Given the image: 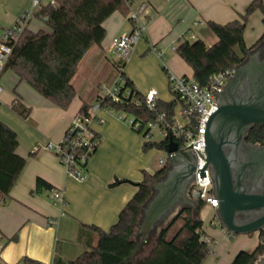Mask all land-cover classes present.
Listing matches in <instances>:
<instances>
[{
  "label": "crops",
  "instance_id": "obj_1",
  "mask_svg": "<svg viewBox=\"0 0 264 264\" xmlns=\"http://www.w3.org/2000/svg\"><path fill=\"white\" fill-rule=\"evenodd\" d=\"M253 1L132 0L135 5H148L145 16L147 33L126 63L125 77L143 96L157 90L159 101H174L168 73L193 76L192 68L177 54L182 40L192 36L191 41L201 39L208 47L214 46L218 38L208 23L226 25L239 20ZM17 3H20L17 4V11L20 10L17 15H21L28 0H17ZM262 18V14L256 12L249 19L245 30L248 48L264 35ZM258 22L261 26L255 30L253 25ZM103 27L105 40L87 52L71 81L76 96L67 110L41 96L12 70L4 74L6 90L4 88L2 107L6 106V110L1 112L0 121L17 134V154L26 160V166L10 195L0 201V264H22L24 258L41 264H69L97 246L99 235L93 228L109 232L138 192L137 185L144 181L146 175L156 173L154 163L158 153L156 149L144 152L146 139L143 132L132 129L106 109L98 114L104 123L92 122V129L100 141L88 162L83 181L69 177L53 153L34 151L36 145L59 143L74 117L85 105L96 101L102 86L113 82L120 60L110 50L112 40L132 32L133 27L119 12L108 18ZM41 30L49 32L46 24ZM153 49L162 50L164 59L159 58ZM107 52L115 56L113 60ZM15 100L30 110L27 119L12 111L11 105ZM39 179L49 187L37 188ZM117 181L126 182L116 184ZM52 190L64 192V208L52 202ZM202 221L206 235L215 246L212 256L216 258L208 264H231L240 248L251 245V241L240 236L231 247L225 242L229 240L226 231L216 224L211 225V222L212 227H208L205 220ZM15 235L16 241H8ZM224 247L227 250H223Z\"/></svg>",
  "mask_w": 264,
  "mask_h": 264
},
{
  "label": "trees",
  "instance_id": "obj_2",
  "mask_svg": "<svg viewBox=\"0 0 264 264\" xmlns=\"http://www.w3.org/2000/svg\"><path fill=\"white\" fill-rule=\"evenodd\" d=\"M38 14V18L46 17L45 24L49 32L40 30L34 33L27 30L14 50L11 61L6 67L28 83L41 96L63 110H67L76 96L71 83L81 60L95 45H101L106 38L104 22L115 12L125 17L128 8L122 0H46ZM54 1L55 4L51 2ZM256 12L263 16L264 3L254 0L245 10L240 19L226 25L209 22L208 27L218 38V43L208 47L201 40H182L177 47V54L193 70V77L201 86L209 84L210 79L231 67L241 65L246 53L264 41V35L255 45L248 48L245 41V30L250 17ZM125 89L130 98H124L121 103L106 100L102 107L113 108L133 117L137 122L147 124L156 119L157 115L165 112L168 117L174 113L178 98L169 103L157 101L155 111L147 109L144 96L134 89L133 83L126 78ZM125 90H121V97ZM14 113L27 119L30 110L18 101L11 105ZM88 105L82 110L87 111ZM81 110V111H82ZM150 136L147 132L145 139ZM168 137L160 142L146 140L144 152L152 149L166 152ZM248 140L264 145V126H255L249 133ZM179 149L183 143L174 139ZM19 147L17 134L0 121V201L5 200L16 185L26 166V160L17 154ZM168 169L157 171L153 176L146 175L139 183L138 192L128 202L120 213L117 222L109 232L93 228L98 232L99 241L96 247L82 253L69 264H204L213 253L211 243L207 244L202 238H208L203 227L204 222L199 218L204 203L198 202L197 209L182 210L155 237L154 247L148 242L139 248L136 236L137 225L141 217V208L151 196V185L163 177ZM126 181H117L116 184ZM49 187L42 181H37V188ZM178 221L183 225L168 239L171 229ZM17 235L8 241H16ZM210 240V239H209ZM212 241V240H210ZM150 248V249H149ZM149 250L148 252H146ZM254 256L241 253L232 264H253ZM22 264H41L29 258H24Z\"/></svg>",
  "mask_w": 264,
  "mask_h": 264
},
{
  "label": "built area",
  "instance_id": "obj_3",
  "mask_svg": "<svg viewBox=\"0 0 264 264\" xmlns=\"http://www.w3.org/2000/svg\"><path fill=\"white\" fill-rule=\"evenodd\" d=\"M46 0H28V4L22 14L7 27L0 25V108L2 107V97L4 94L3 77L6 67L12 59L13 53L19 44L23 34L30 29L31 22L38 18ZM128 8L127 19L131 23L133 30L130 33L116 37L111 43V52L118 57L120 63L116 67L115 78L110 85L102 86L100 95L96 101L88 105L87 111H80L66 129L59 143L49 142L45 145H36L35 152L46 150L53 153L60 164L65 168L69 177L83 181L86 175V167L94 152L96 151L100 138L92 129V122L97 120L104 123L98 117L102 109L111 113H116L119 120L125 121L128 125L139 132H151L158 128L163 138L170 137L173 140L179 139L183 147L178 151L185 154L191 152L196 158V168L194 170V181L190 187L189 196L196 203L202 202L205 207L216 210L219 201L213 194V182L210 171L206 168L205 160V135L207 124L210 118L217 112V93L223 91L230 78L236 73V67H231L225 72L213 76L207 86L203 87L193 76H177L168 73L169 86L174 96L178 98V103L171 117L165 112L157 115L156 119L147 124L137 122L133 117L123 112H116L113 108L102 107L106 100L121 103L124 98H130V93L125 89L126 77L124 67L132 57V54L142 37L147 33L145 16L148 5L140 3L133 4L132 0H122ZM47 18H42L46 21ZM188 36V40H192ZM158 57L164 59L162 50L153 49ZM125 90L121 97V90ZM158 91L152 90L144 96L145 105L148 110L155 111L157 108ZM128 118V119H127ZM159 165L165 168L169 165V155L160 159ZM51 199L60 208L66 206L64 192L52 190ZM228 233V232H226ZM230 237V233H228ZM207 244L210 240L202 238Z\"/></svg>",
  "mask_w": 264,
  "mask_h": 264
},
{
  "label": "water",
  "instance_id": "obj_4",
  "mask_svg": "<svg viewBox=\"0 0 264 264\" xmlns=\"http://www.w3.org/2000/svg\"><path fill=\"white\" fill-rule=\"evenodd\" d=\"M217 112L207 124L205 141L206 168L213 182V194L219 201L216 217L223 229L235 235H248L264 225V218L243 227H237V213L264 209V195L246 194L242 175L234 186L232 165L225 153L226 147L241 141L255 126H264V41L246 53L244 62L236 67L223 91L217 93ZM146 132L144 133V135ZM168 169L154 182L151 196L141 208L136 236L139 248L166 221L173 220L182 210L195 209L197 203L189 196L194 181L196 158L191 152L178 151L172 137L166 147ZM260 174L264 170V148H252L251 159L244 165ZM262 169V170H261Z\"/></svg>",
  "mask_w": 264,
  "mask_h": 264
},
{
  "label": "flooded vegetation",
  "instance_id": "obj_5",
  "mask_svg": "<svg viewBox=\"0 0 264 264\" xmlns=\"http://www.w3.org/2000/svg\"><path fill=\"white\" fill-rule=\"evenodd\" d=\"M249 133L241 141L242 143L240 146L232 144L226 147L225 153L229 157L232 165V177L234 186L238 185L239 174H241V185L246 194L264 195V170L261 169L262 171L260 172V174H257V171H254L250 168L244 169V165L247 164L251 159L252 148H264V145L261 143L250 142L248 140ZM262 218H264V209L259 211L240 212L236 214L234 224L237 227H243L245 225H250ZM217 225H220L218 219ZM220 228L223 229L222 226ZM240 236L246 237L247 240L251 241V245L247 248H240V251L233 258L232 262L239 254L247 253L254 256L253 264H264V225H262L258 231H255L248 235H235L230 233L229 240L234 241Z\"/></svg>",
  "mask_w": 264,
  "mask_h": 264
},
{
  "label": "rangeland",
  "instance_id": "obj_6",
  "mask_svg": "<svg viewBox=\"0 0 264 264\" xmlns=\"http://www.w3.org/2000/svg\"><path fill=\"white\" fill-rule=\"evenodd\" d=\"M20 2H22V0H20ZM48 1H45L46 5L48 4L47 3ZM52 4H55L54 1L51 2ZM17 4L19 5L20 3H17V0H0V25L2 27H7L8 25H10L14 20H16L20 15H17L18 12L20 11H17L18 10V7H17ZM261 26L260 22H258L257 24L254 23L253 27L256 29H259V27ZM45 27V22L42 21V18H36L34 19L31 24H30V28L31 30H34V31H40L41 29H43ZM110 60H113L115 56H113L111 54V52H107ZM5 81H6V78H5ZM3 86H4V81H3ZM5 88V87H4ZM6 90V88H5ZM4 109L6 110V106H3L2 109L0 110V114L2 111H4ZM116 115V113H114ZM1 117V115H0ZM128 119V118H127ZM144 134V132L142 133ZM163 139L161 133H160V130L158 128H155L153 129L151 132H150V136H148L146 138V140H150L152 142H160L161 140ZM157 153H158V156H156L155 158V163H154V172H157L159 170H161L162 168L160 167L159 165V161L160 159L166 157V152L165 151H161V150H157ZM197 209V205L195 206V209L193 210H196ZM199 218L202 220H205L206 222V225L208 224V227H212L210 226V222H211V225H217V217H216V214H215V211L210 209V208H206L204 207L203 209H201V212H200V215H199ZM171 222V220L169 221H166L161 227H159L157 229V231H155L156 235L162 230L164 229L169 223ZM183 225V222L182 221H178L175 226L171 229L169 235H168V239H170L174 233ZM215 225V226H216ZM218 227H221L220 225H218ZM211 229V228H210ZM155 236V235H154ZM154 236H151V247H154V242H155V237ZM237 237V236H235ZM207 239H210L209 237ZM244 239V238H243ZM246 239V238H245ZM211 240V239H210ZM234 241H230V240H225L226 243H228L231 247L232 245H234ZM148 242V241H147ZM212 242V241H210ZM213 243V242H212ZM210 244L211 245V250L214 251L215 250V246L214 244ZM146 243L142 244L143 246L145 245ZM142 246V247H143ZM220 246V245H219ZM149 248V249H150ZM222 249V247H220V250ZM223 250H227V248L224 247ZM248 250V249H247ZM149 250H147L146 252H148ZM238 253H236L234 256H236ZM231 255H232V252H231ZM210 259H208L207 262H205V264L212 260H214L216 258V256H212V254L209 256ZM208 257V258H209ZM211 263V262H210Z\"/></svg>",
  "mask_w": 264,
  "mask_h": 264
}]
</instances>
